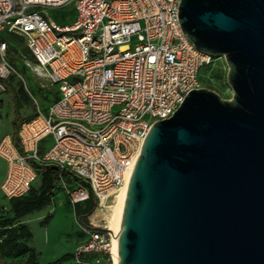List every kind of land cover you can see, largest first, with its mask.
<instances>
[{
    "label": "built area",
    "instance_id": "1",
    "mask_svg": "<svg viewBox=\"0 0 264 264\" xmlns=\"http://www.w3.org/2000/svg\"><path fill=\"white\" fill-rule=\"evenodd\" d=\"M179 0H0V79L15 74L6 56L8 35L23 39L30 68L56 88L45 110L0 137L6 199L25 195L37 175L33 163L68 171L61 179L75 205L94 199L103 209L132 171L150 126L169 118L213 56L198 50L178 19ZM71 6L73 19L56 23L48 11ZM4 87L0 82V93ZM46 148L41 149L43 140ZM83 183V184H82ZM87 227L75 257L94 252L87 264H114L113 235Z\"/></svg>",
    "mask_w": 264,
    "mask_h": 264
},
{
    "label": "water",
    "instance_id": "2",
    "mask_svg": "<svg viewBox=\"0 0 264 264\" xmlns=\"http://www.w3.org/2000/svg\"><path fill=\"white\" fill-rule=\"evenodd\" d=\"M177 19L198 50L224 57L232 96L191 89L150 126L117 264H264V0H179Z\"/></svg>",
    "mask_w": 264,
    "mask_h": 264
},
{
    "label": "rangeland",
    "instance_id": "3",
    "mask_svg": "<svg viewBox=\"0 0 264 264\" xmlns=\"http://www.w3.org/2000/svg\"><path fill=\"white\" fill-rule=\"evenodd\" d=\"M52 19L59 24L66 23L73 13L72 7L48 11ZM6 56L12 63L20 77L15 74L0 79L4 91L1 93L3 103H0V137L5 133L10 134L13 124L21 118L32 115L34 104L33 97L40 108L45 107L54 99V87L50 85L46 77L36 74L30 65L34 60L29 54L22 38L17 35H8ZM228 67L222 55L214 56L212 61L202 70L201 85L204 88L216 92L223 99H230L232 89L227 81ZM9 96V97H8ZM19 151V150H18ZM21 153V151H20ZM6 172V163L0 159V182ZM40 183V177L32 183L31 189L36 190ZM74 186L73 182L68 184ZM83 184V183H82ZM112 199L108 202L110 204ZM88 207L87 202H80L75 206L69 201L64 189L59 187L54 191L53 201L44 208L34 211L21 219L31 232V238L27 244L37 253V261L45 263L52 261L64 253H72L78 243L87 236V227H104L106 220V208L100 209L96 205L92 210L78 220V213ZM8 201L0 192V217L10 215ZM106 209V210H105ZM26 255L14 258L0 256V264H6L10 260L24 261ZM102 264H106L104 261Z\"/></svg>",
    "mask_w": 264,
    "mask_h": 264
},
{
    "label": "trees",
    "instance_id": "4",
    "mask_svg": "<svg viewBox=\"0 0 264 264\" xmlns=\"http://www.w3.org/2000/svg\"><path fill=\"white\" fill-rule=\"evenodd\" d=\"M208 64L201 68L199 80L201 79L202 70ZM21 121L22 118L18 121L15 120L13 124L14 130L10 134L12 142L19 152L21 148L15 132ZM33 168L36 175L40 177L38 188L36 190L31 189V185L29 191L25 195L7 199L9 206L8 212L10 215L0 217V256L14 258L20 255H26L25 260L22 262L10 260L6 264H87L86 262L93 260L97 256L96 253H82L75 257L73 252H67L52 261L40 263L37 261V253L35 250L27 244V241L31 238V232L26 225L21 223V219L49 205L53 201L54 191L59 189L57 183L61 179L66 182L75 180L72 179L68 171L59 169L54 165H39L33 163ZM85 202H87L88 207L78 213V220L80 222H82V218H84L95 206L92 197Z\"/></svg>",
    "mask_w": 264,
    "mask_h": 264
},
{
    "label": "bare ground",
    "instance_id": "5",
    "mask_svg": "<svg viewBox=\"0 0 264 264\" xmlns=\"http://www.w3.org/2000/svg\"><path fill=\"white\" fill-rule=\"evenodd\" d=\"M131 176V171L125 173L124 176V183L119 189V191L114 195L112 201L106 207V214L104 215L106 220V227L113 235V243L111 247V258L114 264H117L118 257H117V236L119 232V224L122 215L123 203L124 198L127 190V185ZM103 210V209H102Z\"/></svg>",
    "mask_w": 264,
    "mask_h": 264
},
{
    "label": "crops",
    "instance_id": "6",
    "mask_svg": "<svg viewBox=\"0 0 264 264\" xmlns=\"http://www.w3.org/2000/svg\"><path fill=\"white\" fill-rule=\"evenodd\" d=\"M72 19H73V13L69 16V18H68V20H67V22L66 23H68V22H70V21H72ZM54 91H55V93H54V99H55V97H56V88L54 87ZM9 97V96H8ZM54 99H52L51 101H53ZM50 101V102H51ZM3 103V100H2V98H1V93H0V103ZM49 102V103H50ZM48 103V104H49ZM34 104V103H33ZM48 104L45 106V107H42L41 109L42 110H45L46 109V107L48 106ZM33 113H34V110H33ZM32 113V114H33ZM23 119H25V118H22V120ZM12 133V132H11ZM10 133V134H11ZM5 134H8V133H5ZM47 144H48V139H45V140H43V142L41 143V149H44V148H46V146H47ZM1 159V158H0ZM2 181V180H1ZM1 183V182H0ZM57 186H59V184L57 183ZM0 192H1V190H0ZM2 193V192H1ZM3 195V194H2Z\"/></svg>",
    "mask_w": 264,
    "mask_h": 264
}]
</instances>
